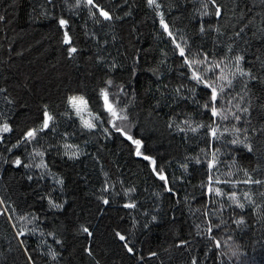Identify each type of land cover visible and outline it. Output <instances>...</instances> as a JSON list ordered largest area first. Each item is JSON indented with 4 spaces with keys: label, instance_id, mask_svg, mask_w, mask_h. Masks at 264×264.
Segmentation results:
<instances>
[{
    "label": "trees",
    "instance_id": "trees-1",
    "mask_svg": "<svg viewBox=\"0 0 264 264\" xmlns=\"http://www.w3.org/2000/svg\"><path fill=\"white\" fill-rule=\"evenodd\" d=\"M0 264H264V0L0 11Z\"/></svg>",
    "mask_w": 264,
    "mask_h": 264
},
{
    "label": "rangeland",
    "instance_id": "rangeland-1",
    "mask_svg": "<svg viewBox=\"0 0 264 264\" xmlns=\"http://www.w3.org/2000/svg\"><path fill=\"white\" fill-rule=\"evenodd\" d=\"M32 0H0V11L6 12L8 15L14 14L21 6L31 3ZM50 18L46 7L39 6L37 9H30V19L37 22H44ZM77 99V104H72L73 98H71L69 107L74 116H76L83 126L87 129H95L104 133L102 129V121L99 116L92 112L88 101L84 97H74ZM82 98L86 103L81 104L79 100ZM87 124H91L92 127H88Z\"/></svg>",
    "mask_w": 264,
    "mask_h": 264
},
{
    "label": "snow or ice",
    "instance_id": "snow-or-ice-1",
    "mask_svg": "<svg viewBox=\"0 0 264 264\" xmlns=\"http://www.w3.org/2000/svg\"><path fill=\"white\" fill-rule=\"evenodd\" d=\"M148 2H149L150 5H152V4H155L156 0H148ZM87 4H89V5L93 4V0H87ZM216 14L219 15V9H217V13H216ZM101 15H103V16L105 17V19H110V18H111L107 12H101ZM60 24H61V25H64V24H66V21L61 20V21H60ZM165 27H166V26H165ZM65 35H66V37H67V34H65ZM66 42H70V41H68V40L66 39ZM177 47H179V45H177ZM70 51L74 53V52H76V49H75V48H71ZM180 54H181L182 56L184 55V51H183V49H181ZM237 59H238V60H239V59H242V57H238ZM237 70L240 71L241 75H244V74H245V73H243L242 70H240V69H237ZM195 78H196L197 80L200 79L199 76H196ZM221 78H223V77H221ZM229 84H231V81H229ZM216 95H217V94H216V89L213 88V89H212V99H213V100L216 99ZM105 100H106V102H107V93H105ZM79 103L84 104V103H86V102L83 101L82 98H81V99L79 100ZM72 104H73L74 106L77 104V99H76V98H73V100H72ZM108 110H109L110 112H112L113 116H116V115H117L116 111L113 109V107H112L111 104L108 105ZM212 114H213V115H217V114H218V113H217V110H216L215 108L212 109ZM45 116L47 117L48 120L51 119V117L48 116L47 113H45ZM46 126H47V120H46V122H45V127H46ZM87 126H88V127H92L91 124H87ZM3 131L7 132V131H10V129L8 128L7 125H5L4 128H3ZM34 135H35L34 132H29V133H28V136H29V137H32V136H34ZM129 139H131V137H129ZM133 143H135L136 146H137V155H140V151H139V149H140V141L136 140V141H133ZM249 150H251V149L249 148ZM145 159H148V157H145ZM17 163H19V161H17ZM161 179H164V177L161 176ZM257 183H259V181H257ZM219 194H220V193H219V190H217V195H219ZM105 203H107V201H105ZM239 207L243 208L244 205L241 204V205H239ZM84 230L87 231V229H84ZM120 239L123 240V239H125V238H124L123 236H121ZM129 251H131V249H129Z\"/></svg>",
    "mask_w": 264,
    "mask_h": 264
}]
</instances>
